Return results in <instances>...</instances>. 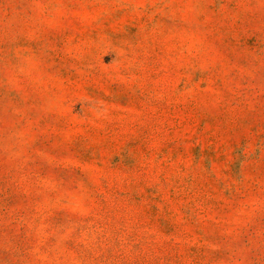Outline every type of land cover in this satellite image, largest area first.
Wrapping results in <instances>:
<instances>
[{
  "label": "rangeland",
  "instance_id": "rangeland-1",
  "mask_svg": "<svg viewBox=\"0 0 264 264\" xmlns=\"http://www.w3.org/2000/svg\"><path fill=\"white\" fill-rule=\"evenodd\" d=\"M0 264H264V0H0Z\"/></svg>",
  "mask_w": 264,
  "mask_h": 264
}]
</instances>
